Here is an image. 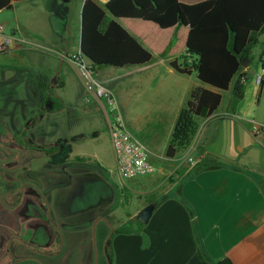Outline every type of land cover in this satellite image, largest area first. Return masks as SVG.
<instances>
[{"label":"crops","instance_id":"crops-1","mask_svg":"<svg viewBox=\"0 0 264 264\" xmlns=\"http://www.w3.org/2000/svg\"><path fill=\"white\" fill-rule=\"evenodd\" d=\"M84 1L80 2L76 21L79 38ZM94 1L100 4L97 0ZM180 1L193 4L203 0ZM16 3H12V9ZM49 4L47 17L58 14L57 19L61 22L60 29L54 26L51 30L55 34L53 38L59 37L64 47L53 50L54 54L42 52L40 49H50L45 44L49 41L44 34L28 33L16 21L11 34L25 39V42L15 43L8 51L0 53V64L6 58L8 60L22 55L45 57L42 58L43 66L38 68L26 64L0 69V86L8 88L5 95H0V264H86V259L77 254L84 241L66 237L67 233L77 229L71 227L74 225L66 227L57 211L60 202L67 203L69 210H72L73 196L65 199L62 190L73 183L74 176L70 168L71 165H76V161H73L76 158L85 160L79 162L80 167L74 168L81 176L77 179L79 185L87 186L89 190L88 202H92V207L96 209L99 201L100 211L103 203L109 202L111 206V200L97 188L113 185L100 162L91 161L85 156H71L70 152L66 158L56 160L58 157L55 158V155L59 154V149L50 157L51 154L43 149L35 150L34 144L26 139L24 143L17 141L19 134L27 130L33 131L34 126L26 117L19 126L13 125L11 107L18 103L25 107L32 105L34 91L42 86L49 95L51 91L64 90L68 78L63 66L73 71L82 83L76 64L68 58L79 48V38L76 46L68 25L70 21L67 20L71 0H49ZM116 21L151 52L149 37L144 32H138L133 27L127 28L123 24L125 22L131 25L141 20L119 18ZM66 28L68 36L62 37ZM166 31L170 32V37H167L162 49L164 53H168L158 61L154 62L153 57L152 62L146 65L121 67L133 69L120 75L109 73L108 70H114L111 69L112 66L96 69L98 79L109 89V84L116 79H133L130 94L132 91L136 94L135 130L145 146L155 143V134L140 131L142 125L139 122L166 123L171 137L179 111L187 104L192 91L198 87L212 89L202 83L195 72L180 74L170 66L172 60L187 54V28L177 26ZM249 61L248 66L242 68L246 73ZM103 70L104 73H101ZM235 78L227 91H220L221 102L216 111L206 118L197 119V129L185 151H189L197 161L210 165L191 175L188 172L193 167L187 168L182 173L185 176L181 175L173 185L168 186L166 193L156 194V208L147 223H139L135 228L113 232L111 235L102 230L100 241L108 264H213L224 258H228L232 264H264V111L258 113L261 108L264 110V103L255 98V105L251 107V102H245L244 88L243 97L235 98L231 90ZM18 82L23 85L24 92L15 91L14 86ZM261 88H264V81ZM86 94V100L89 99L91 104L79 98L74 103V118L101 114L108 129L102 101L93 93ZM256 126L262 127V135L259 137L254 134ZM74 135H84L78 140L85 138V134L81 132ZM74 135L59 134L56 137L69 140ZM78 140L69 142V149ZM149 151L150 162L164 182L172 168L170 162L179 155L169 159L165 152L162 155L150 149ZM113 155L116 166L114 152ZM154 158L164 160H159L157 165ZM87 161L91 164L88 165ZM85 171L98 178H85ZM172 186L174 189L179 187V191L166 195ZM60 190L61 193H58ZM89 207L91 206L87 205ZM138 211L132 216H136ZM121 224L117 223L112 230L124 225ZM81 227L83 226L78 228ZM107 241L110 242L111 262L106 254Z\"/></svg>","mask_w":264,"mask_h":264},{"label":"rangeland","instance_id":"rangeland-1","mask_svg":"<svg viewBox=\"0 0 264 264\" xmlns=\"http://www.w3.org/2000/svg\"><path fill=\"white\" fill-rule=\"evenodd\" d=\"M82 0H71L69 5V15L67 20L70 22L68 25L71 27V33L75 38L76 46L79 38L78 28L76 25L77 17H79L78 8ZM100 4H103L106 0H97ZM49 0H25L20 1L15 4L14 9H3L0 10V24L4 27V32L6 34H11L13 29L16 26V21L19 22L28 33L35 32L37 34H44V37L49 41L46 46L50 49H40L44 53L54 54L53 50L61 49L62 43L60 38L54 39V33L51 31L56 28H61V22L57 18L58 14L53 15L52 17H47ZM50 5V4H49ZM60 10L58 9L57 12ZM78 15V16H77ZM127 28L133 27L136 31L144 32L150 39L151 54L154 57V62L158 61L159 58L166 56L168 52H163V43L166 41L167 37H170V32L166 30H161L155 24L150 22H134L133 24H128L123 22ZM80 25V23H79ZM79 27V26H78ZM69 31L67 28L62 32L61 36H68ZM70 38L72 36L70 35ZM73 45V44H72ZM75 45V44H74ZM70 48V47H69ZM264 48V35L260 38V43L256 46L250 47L247 55V59L250 60V65L247 70L248 80L244 84L245 90V102H251V107L255 105V98L261 100V103H264V88L259 89V85L256 83L255 78L257 75L262 74L260 63L258 62V56L261 50ZM73 51L75 49H72ZM69 52H72L69 49ZM79 52V48L75 50V53ZM22 55V54H21ZM43 56H30L22 55L17 56L12 59L6 58V61H1L0 69H4L7 66H32L33 68H38L43 66ZM242 67V66H241ZM243 68V67H242ZM64 72L67 74V86L63 90L51 91L50 95L48 91L42 86L34 91V103L32 105L22 106L17 104L15 107H11L13 112L14 119L12 120L13 125L19 126L23 118L26 117L27 120H30L33 127V131L27 130L21 135L17 136V141L25 142V139L28 142L34 144L35 150H40L39 144L43 149L47 150L49 153L52 152V149H49L51 145H54L55 142L60 139L57 138L60 136H69L74 135L76 132H81L85 134V138L78 140L76 143H72L69 149L71 156H85L89 157L91 161H98L102 166L107 170V178L113 184L112 187H97L102 193L107 195V199L111 200V206L109 202L103 203L102 211H100L101 203L97 201L96 209L92 207V202H88L87 205L91 206L89 208H83L82 211H75V209L69 210L67 203H59L57 211L58 216L63 218L65 226L68 225H81L83 227L76 228L77 230L71 231L66 234V237L71 240H81L84 241V245L77 252L83 258L86 259V264H108L105 252L101 246L100 241V232L106 230L108 234L118 230L117 228L129 229L135 228L139 222L135 219V216H132L137 210L145 207L151 196H156V194L166 193L168 186L173 185V183L180 178L182 173L189 167H194L195 165L208 166L207 162L197 161L196 158L188 160V153H185L186 149L181 150L177 153V159L172 160V168L170 173L164 179L157 172L156 168L151 174L141 175L132 177L129 179H122L116 174V166L114 161L113 149L111 145V138L106 126L104 118L101 114H93L82 116L80 119L73 116L74 112V103L78 102V99L81 98L83 102L91 104V101L87 98L86 89L81 83L75 73L69 70L65 66L62 67ZM114 70H108L109 73L114 75H120L128 71V69H133L131 67L125 69H117L111 67ZM1 73V72H0ZM104 73V70L101 72ZM0 74V81L1 79ZM133 79L131 77H122L114 80L111 84V90L115 96L117 102V111L121 115L126 128L141 142L136 129V120L134 118L135 111L137 110L136 103V94L132 91L130 94V85ZM264 81V75H263ZM104 84V83H103ZM105 85V84H104ZM17 93L24 92L23 85L19 82L14 86ZM107 87V86H106ZM8 91V88L0 86V95H5ZM59 95L60 97H57ZM61 98V99H60ZM48 100V101H47ZM67 105H66V104ZM252 110V108H251ZM264 110L262 108L258 110V113H262ZM122 112V114H121ZM43 116V117H42ZM251 116V115H249ZM139 125L146 127L142 132L149 131L151 134L154 133L155 143L153 145H146L148 150H153L156 154H164L167 143L170 140V133L168 131V126L166 123H158L155 121L151 122H139ZM144 124V125H143ZM94 132L96 135H94ZM58 134V135H57ZM78 136V135H74ZM145 144V143H144ZM51 154V153H50ZM49 154V155H50ZM54 154L52 153L50 157ZM159 160L154 158V161L158 165ZM76 161V165H71V167H80L79 162ZM162 162V161H161ZM88 165L91 162H88ZM79 165V166H78ZM87 165V164H84ZM70 167V166H69ZM89 168V166H83ZM74 179L73 183L69 188L62 190V195L65 196V199H68L69 196L72 197L74 193H77L80 189L81 194L85 193L87 188H84V185H79L77 179H79L78 171L75 168H71ZM75 170V171H73ZM86 172V173H85ZM84 172L85 178L95 179L98 178L95 175L91 174L89 171ZM190 172V171H189ZM188 172V173H189ZM182 176H185L183 174ZM62 179V178H61ZM88 181V180H87ZM91 182V181H90ZM97 183H99L97 181ZM159 187V188H158ZM174 186H172V189ZM153 190L149 192V190ZM176 189V188H175ZM138 190H141L139 192ZM171 190H168L169 193ZM61 193V190L58 192ZM110 196V198H109ZM157 197V196H156ZM138 211V212H139ZM96 214V215H94ZM129 216H132L130 220H127ZM124 224L123 226H118L117 228L113 227L116 224ZM121 224V225H122ZM104 255V256H103Z\"/></svg>","mask_w":264,"mask_h":264},{"label":"trees","instance_id":"trees-1","mask_svg":"<svg viewBox=\"0 0 264 264\" xmlns=\"http://www.w3.org/2000/svg\"><path fill=\"white\" fill-rule=\"evenodd\" d=\"M18 1L23 0H0V10L10 9L12 3ZM119 18L150 22L161 30L186 27L187 54L172 60L170 66L180 74L195 72L202 83L212 88H195L187 104L180 109L165 151V156L172 159L189 146L197 129V119L216 111L221 102L220 91H227L235 77L232 94L237 99L243 97L248 74L242 71L241 62L250 47L259 44V37L264 32V0H203L193 4L180 0H107L103 5L85 0L81 10L79 52L96 69L146 65L153 60L151 52L116 21ZM262 54L264 48L259 53V63ZM188 59L192 60L189 62ZM83 136L58 139L54 144V150L59 149L56 160L66 158L68 143ZM94 164L98 166V163ZM206 166L195 165L189 175ZM178 191L179 187H176L166 195ZM151 197L148 203L155 201V196ZM124 230L127 228L115 232ZM109 246L107 241L106 254L111 262ZM213 264L232 262L224 258Z\"/></svg>","mask_w":264,"mask_h":264},{"label":"built area","instance_id":"built-area-1","mask_svg":"<svg viewBox=\"0 0 264 264\" xmlns=\"http://www.w3.org/2000/svg\"><path fill=\"white\" fill-rule=\"evenodd\" d=\"M25 42V39L14 34H6L0 24V53L8 51L15 43ZM76 64L81 81L87 92L93 93L105 107V115L111 137V145L116 158V174L122 179L151 174L154 167L150 162V151L139 141L125 126L117 111V102L111 89L106 87L97 77L96 68L80 52L68 57ZM264 54L260 58L262 74L256 76L255 81L259 85L263 81ZM256 137L262 135V127L254 128ZM187 153V152H186ZM188 160H192L190 153Z\"/></svg>","mask_w":264,"mask_h":264},{"label":"flooded vegetation","instance_id":"flooded-vegetation-1","mask_svg":"<svg viewBox=\"0 0 264 264\" xmlns=\"http://www.w3.org/2000/svg\"><path fill=\"white\" fill-rule=\"evenodd\" d=\"M41 147V146H40ZM51 148H53L52 149V152H50L51 154L55 151L54 150V145L53 146H50L49 147V149H51ZM41 149H43V148H40V150ZM40 150H38V151H40ZM46 153H48V154H50L47 150H45V149H43ZM55 153V152H54ZM53 153V154H54ZM69 168V167H68ZM71 168H74V167H71ZM70 168V169H71ZM73 171H75V170H73ZM71 172H72V170H71ZM81 186V185H80ZM84 188H87V186H84ZM89 193V190H88V188L85 190V193L84 194H81V192H80V189H79V191L77 192V193H74L73 194V203H72V209H75V208H77V209H75V210H82V207L84 206V205H86L87 206V197H88V194ZM86 206H84L83 208H86ZM69 226V225H68ZM67 227V226H66ZM72 228H78V227H80V225H75L74 224V226H71ZM107 243V242H106Z\"/></svg>","mask_w":264,"mask_h":264},{"label":"water","instance_id":"water-1","mask_svg":"<svg viewBox=\"0 0 264 264\" xmlns=\"http://www.w3.org/2000/svg\"><path fill=\"white\" fill-rule=\"evenodd\" d=\"M81 18V16H80ZM80 28H81V24H80ZM241 66L242 67H247L248 66V60L246 57L242 58V62H241ZM156 208V203L155 202H151L148 203L145 207H143L135 216V219L140 223V224H145L148 222V220L150 219L154 209ZM112 234V231L110 233V235Z\"/></svg>","mask_w":264,"mask_h":264}]
</instances>
